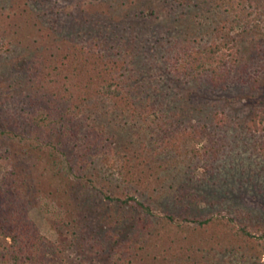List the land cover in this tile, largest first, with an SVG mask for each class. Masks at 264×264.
<instances>
[{"label":"trees","instance_id":"1","mask_svg":"<svg viewBox=\"0 0 264 264\" xmlns=\"http://www.w3.org/2000/svg\"><path fill=\"white\" fill-rule=\"evenodd\" d=\"M228 2L230 15L209 42L195 46L179 40L158 55L151 54L148 43L160 38L145 41L135 33L123 41L120 36L125 52L115 56L106 46L114 39L110 30L120 23L98 20L92 27L97 35L90 30L74 49L35 55L28 60L24 83L16 80L7 93L0 89V264H264V222L195 213L198 195L187 186L176 195L178 211L155 214L153 195L147 196L155 168L145 158L131 164L132 149L119 130L130 122H146L172 161L175 149L182 152L181 144L187 146L190 139L201 143L215 134L206 122L192 123L194 109L178 107L176 101L205 98L202 86L215 91L231 80L250 84L264 97L260 76H248L251 61L239 44L242 32L235 31L237 26L243 32L256 28L253 10L246 13L247 2L264 11V0ZM137 46L138 55L147 58L143 63L134 52ZM149 63L155 64L159 82L150 89L143 83ZM192 84L197 86L192 92H182ZM105 99L117 112L111 128L89 111L92 102ZM260 104L253 110L251 131H264V98ZM124 117L126 123L120 120ZM260 148L264 151V145ZM115 149L116 158L110 154ZM206 151L217 154L214 148ZM112 166L125 182L121 194L108 193ZM34 167L42 168L41 176L31 171ZM94 195L112 201L116 214L103 216ZM49 201L58 205L59 220L68 229L65 242L47 237L30 215L33 207ZM167 227L174 236L163 233Z\"/></svg>","mask_w":264,"mask_h":264},{"label":"rangeland","instance_id":"2","mask_svg":"<svg viewBox=\"0 0 264 264\" xmlns=\"http://www.w3.org/2000/svg\"><path fill=\"white\" fill-rule=\"evenodd\" d=\"M247 5L246 13L253 10V25L257 24L256 28L254 26L248 32H243L237 26L235 31L242 32L239 44L246 55L245 60L251 61L247 68L248 76L259 75L261 84H264V11L262 9L257 12L250 3L247 2ZM230 10L228 0L221 1V4L211 0H0V89L7 93L16 80L24 83L28 60L35 55L45 51L57 55L63 50L74 49L88 36L87 32L92 30L98 20L102 24L111 18L120 23L117 31L110 30L114 39L108 41L106 46L113 55L125 52V48L119 46L120 36L123 41L129 34L135 33L140 34V40L160 38L156 44L155 40L149 42L148 47L153 51L149 54L161 55L179 40L190 41L198 46L216 38L214 32L228 19ZM124 26L128 31L122 30ZM92 35H97V32L94 31ZM137 49L138 46L134 50L137 60H146L143 55H138ZM152 67H156L155 64L145 65L146 77L143 79L149 89L159 85L155 77L157 70ZM194 87L197 86L185 85L182 92H192ZM199 90L207 94L205 98L188 103L176 101L175 104L184 109L193 108L195 112L192 116L196 117H193L192 123L199 125L206 122L215 130V134L211 136L212 139L201 143L190 139L187 146L181 144L182 152L178 153L175 149L172 161H169V151L161 152L162 149L158 147L160 139L153 137L146 122H130L119 129L122 137L125 134L123 138L132 149L131 164H138L145 158V162L150 161L148 165L155 168L154 184L147 191V196L152 194L153 200L158 198L165 201L162 204L151 199L154 212L162 216L165 209L178 211L180 207L176 195L182 186H187L189 192L198 195L192 206L195 213L264 222V151L260 148L264 145V131L255 132L250 129L253 110L263 106L260 104L261 98H264L261 96L262 91H254L250 84H241L235 80L215 91L207 85ZM172 96H176V99L180 97ZM92 103L89 111L98 113L101 117L100 125L107 124L111 128L114 123L112 120L117 115L113 103L108 99ZM216 111H223L224 114L217 115ZM221 116L225 119L221 120ZM120 120L126 123V117ZM107 132L105 135L109 138L110 132ZM212 148L217 154H208L206 150ZM195 149L199 151L196 154ZM117 150L110 153L115 158ZM41 170L35 167L31 169L37 177ZM108 170L115 173L110 176L108 193L121 194L126 187L125 182L118 177V167L112 166ZM102 176L98 178L104 181ZM94 198L103 216L116 214L113 202L108 198L101 199L97 195ZM185 202L188 203L187 200ZM58 210V205L49 201L33 207L30 215L47 237L65 242L69 233L59 220ZM111 220H115V217ZM172 229L163 228V233L174 236L175 231ZM69 252L76 257L75 250Z\"/></svg>","mask_w":264,"mask_h":264}]
</instances>
